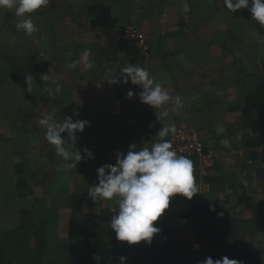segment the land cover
<instances>
[{
	"label": "crops",
	"instance_id": "0c3cea01",
	"mask_svg": "<svg viewBox=\"0 0 264 264\" xmlns=\"http://www.w3.org/2000/svg\"><path fill=\"white\" fill-rule=\"evenodd\" d=\"M31 15L39 31L28 35L30 46L17 50L12 34L10 54L0 50V233L20 226L29 211L32 226L46 233L44 264L90 263L89 243L71 237L74 224L83 233L101 235L108 251L126 252L136 264L163 248L162 229L151 244L115 243L110 222L116 201L94 202L87 194L98 182L96 169L114 164L117 150L146 147L151 122L164 111L138 96L127 98L139 86L110 83L120 68L137 65L173 97L183 98V109L172 112L169 102V115L160 121L192 125L213 153L206 176L193 160L199 191L193 198L202 208L214 209L211 215H221L209 238L264 252V107L256 116L263 136L256 145L244 110L248 97L264 88V27L248 10L231 12L224 0H50ZM5 25L16 29L14 10L0 11L1 47L9 42L2 33ZM130 27L147 38L149 53L114 40L116 29ZM86 49H91V70L83 67ZM72 61H79L74 69L67 67ZM44 73L49 81L41 80ZM57 87L60 91L49 95ZM16 92L19 97L12 101ZM52 113L58 122L65 115L90 121L76 147H87L95 159L65 167L38 123ZM182 199L187 198L175 196L176 202ZM200 225V217L176 219L175 240L200 249ZM102 259L95 254L93 263Z\"/></svg>",
	"mask_w": 264,
	"mask_h": 264
},
{
	"label": "clouds",
	"instance_id": "9594fccd",
	"mask_svg": "<svg viewBox=\"0 0 264 264\" xmlns=\"http://www.w3.org/2000/svg\"><path fill=\"white\" fill-rule=\"evenodd\" d=\"M49 3L50 0H0V11L14 10L17 31L22 30L31 36L39 31L31 14L42 7H47ZM224 4L231 12L247 9L251 19L264 27V0H224ZM82 61L86 70L93 68L91 49H86L82 53ZM78 63L79 61H72L67 67L74 69ZM32 79L31 75L26 77L28 82ZM41 80L49 81L50 76L44 73ZM129 82L139 86L140 90L138 92L130 90L127 98L138 96L141 103L154 110L163 108L160 116L169 115L166 107L169 102L171 111L177 114L184 107L183 98L180 95L173 97L163 84L155 80L147 68L137 65L122 67L110 81L111 84ZM59 91L60 88L57 87L54 92L49 91V95ZM75 116L78 117L79 112H76ZM160 116H157L158 120ZM38 123L44 131L46 141L54 146L55 154L66 162V168H73L81 162L95 159L93 152L87 147L82 150L76 147L78 134H82L85 127L90 126V121L65 115L63 121L58 122L52 113L43 116ZM176 132L174 124L162 126L156 132V141L150 147L136 150L135 144H131L126 152L117 150L114 164L106 163L96 169L98 182L89 186L87 194L94 202L116 201V207L112 209L114 215L110 228L114 230L118 241H126L129 245L141 241L151 244L154 234L161 231L154 226V222L165 214L170 206V200L177 194L191 200L199 192L193 160L190 156L178 154L173 142L168 139ZM72 147L76 150L71 151ZM119 259L120 264H125L126 257L121 256ZM200 264H243V261L230 259L228 256L219 259L209 256Z\"/></svg>",
	"mask_w": 264,
	"mask_h": 264
},
{
	"label": "trees",
	"instance_id": "16d2710c",
	"mask_svg": "<svg viewBox=\"0 0 264 264\" xmlns=\"http://www.w3.org/2000/svg\"><path fill=\"white\" fill-rule=\"evenodd\" d=\"M264 88H259L258 92L249 96L244 107L246 120L245 126L253 127L256 141L254 145L261 144L257 131V114L263 109L264 104L261 101ZM212 209V208H211ZM210 209L202 208L196 198L185 199L179 202L175 197L170 200V206L165 214L156 222L154 226L162 229L165 234L164 246L160 250L151 251L137 261L139 264H200L206 257L219 259L228 256L230 259L243 261V264H264V252L261 250H250L248 248H234L227 246L226 240L218 238H209L208 232L217 226L221 221L218 213L214 214L217 219L207 224V219L214 216L209 212ZM185 217H200L201 225L196 237V242L200 243L201 248L195 249L186 244H180L175 240L174 221ZM31 214L29 211L23 213L22 224L9 231L0 233V264H44V250L46 249V233L37 230L32 226ZM81 225L72 227L71 237L85 239L89 243L90 263H93L95 254H102L101 264H120V257H126L125 264H136L129 259L126 252L108 251V243L99 234L86 232L83 233ZM115 243H120L116 238ZM220 240V241H218Z\"/></svg>",
	"mask_w": 264,
	"mask_h": 264
},
{
	"label": "built area",
	"instance_id": "2783aa9c",
	"mask_svg": "<svg viewBox=\"0 0 264 264\" xmlns=\"http://www.w3.org/2000/svg\"><path fill=\"white\" fill-rule=\"evenodd\" d=\"M113 38L117 42L132 44L140 53L147 54L151 48L147 38L132 27L126 30L116 29L113 32ZM162 126L168 125L158 119H154L151 122L150 138L146 147H150L156 141L155 134ZM176 129V134L170 135L168 139L173 142V146L178 154L187 155L192 160H197L202 176H206L208 167L212 164L213 153L208 150L201 135L192 125L182 122L176 126Z\"/></svg>",
	"mask_w": 264,
	"mask_h": 264
},
{
	"label": "rangeland",
	"instance_id": "374dc122",
	"mask_svg": "<svg viewBox=\"0 0 264 264\" xmlns=\"http://www.w3.org/2000/svg\"><path fill=\"white\" fill-rule=\"evenodd\" d=\"M4 12V15H5V10L3 11ZM2 13V12H1ZM3 14V13H2ZM10 15V14H9ZM2 33H3V35L5 36H7V38H8V43L6 44V47H1V43H0V50H4L3 51V53L5 54V55H8V54H10L9 52H10V50L12 49L11 48V45H12V42H11V40H10V37H11V35L12 34H16V40H17V42H15V43H13V47L15 46L16 47V49L17 50H24L23 48L25 47V48H28L29 46H30V39L28 38V35H26L22 30H20V31H17V29H14V27H12L11 25H5L4 27H3V31H2ZM5 39H6V37H4ZM29 42V43H28ZM9 43H11V45L9 44ZM18 46L20 47V48H18ZM11 48V49H10ZM16 49H13L14 51H16ZM24 52V51H23ZM15 59V61H13V60H11V62L14 64L15 62H18V59H19V57H15L14 58ZM20 93L19 92H16V94L15 95H13V96H11V98H12V101L13 100H16L17 99V97H19L18 95H19ZM10 96V95H9ZM6 99V98H5ZM10 100V99H9Z\"/></svg>",
	"mask_w": 264,
	"mask_h": 264
}]
</instances>
